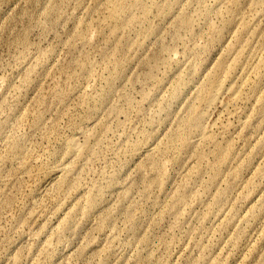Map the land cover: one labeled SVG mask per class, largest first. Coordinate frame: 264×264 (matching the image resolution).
Returning a JSON list of instances; mask_svg holds the SVG:
<instances>
[{"label": "rangeland", "instance_id": "374dc122", "mask_svg": "<svg viewBox=\"0 0 264 264\" xmlns=\"http://www.w3.org/2000/svg\"><path fill=\"white\" fill-rule=\"evenodd\" d=\"M221 1L0 0V264H264V0ZM236 55L254 92L202 142Z\"/></svg>", "mask_w": 264, "mask_h": 264}, {"label": "bare ground", "instance_id": "6f19581e", "mask_svg": "<svg viewBox=\"0 0 264 264\" xmlns=\"http://www.w3.org/2000/svg\"><path fill=\"white\" fill-rule=\"evenodd\" d=\"M219 1L222 3L221 0ZM229 5L230 8L231 5L233 7H238L239 2L236 0H231ZM110 13V15H114L115 19L118 20L119 13L117 5H113L111 7ZM238 22L241 24V19L238 18ZM113 28H116V26H113ZM232 60L234 62L227 67H223L220 64L222 62L221 61L219 62L220 65L218 70L203 74V83L199 86L202 94L198 99V104L196 103L197 105L195 104L191 108V115L186 119V126L189 129L200 130V137L198 140L202 142H210L212 140V135L210 134L209 130L214 125L210 123V118L213 116V111H215L218 106H220L223 110L225 109L226 111V108H228L229 105H237L236 103L247 100L248 96L254 92L256 83L251 82L249 84L245 76L237 72L240 58L236 55ZM223 98H225V100H223ZM91 101L94 103L95 100L91 98ZM89 108L90 107H88V109ZM221 113L219 114L221 115ZM218 117L220 116L218 115ZM215 120H219V118H216ZM215 120L213 122L216 123L217 121ZM93 127L83 129V126H80L79 129L82 128V131H79L85 136V141L82 144L77 142L73 137L68 138V140L66 139L68 153L73 155H81L87 150V142L89 139L93 138L92 136L95 134L92 131ZM191 141V136L187 137V135H181L179 138L180 151L187 150L191 145ZM159 148L165 149L164 147ZM215 155L219 160H223V163H228L231 161V158H226L220 149L216 150ZM91 195L93 194H90V197L88 196L89 203H87V205L89 206H91L94 201V197Z\"/></svg>", "mask_w": 264, "mask_h": 264}]
</instances>
